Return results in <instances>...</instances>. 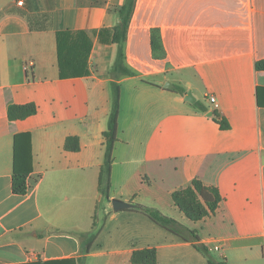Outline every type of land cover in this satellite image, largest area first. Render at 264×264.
Wrapping results in <instances>:
<instances>
[{
  "label": "crops",
  "instance_id": "1",
  "mask_svg": "<svg viewBox=\"0 0 264 264\" xmlns=\"http://www.w3.org/2000/svg\"><path fill=\"white\" fill-rule=\"evenodd\" d=\"M124 2L0 0V264H132V253L145 249L155 250L157 264H207L191 243L134 209L114 212L111 200L159 211L228 264H264V71L255 67L264 60V0H135L122 45L133 76L114 81L117 141L110 202L102 203L118 51L111 38ZM63 31L87 35L89 75L59 78ZM25 105L35 113L8 117L10 106ZM19 134L31 144L24 195L11 189ZM68 137L78 138V152L65 151ZM193 181L220 195L215 212L196 222L172 200ZM98 205L106 218L85 253Z\"/></svg>",
  "mask_w": 264,
  "mask_h": 264
},
{
  "label": "trees",
  "instance_id": "2",
  "mask_svg": "<svg viewBox=\"0 0 264 264\" xmlns=\"http://www.w3.org/2000/svg\"><path fill=\"white\" fill-rule=\"evenodd\" d=\"M135 0H125L118 9L120 22L113 28L111 41L118 46L117 56L113 64L111 75L112 104L107 123V130L103 133L105 138L104 163L99 175V193L105 203H109V177L112 165V151L117 141V121L120 107V88L116 81L121 76H133L124 65L122 45L125 40L126 30L133 11ZM57 42V64L60 79L78 78L89 75L87 58L91 50V44L84 32L63 31L56 34ZM152 48L157 50L159 44L153 37ZM256 69L264 71V60L256 64ZM35 113L33 105L10 106L8 117L12 120L23 119ZM218 122L217 120H215ZM221 129L227 130V124L218 122ZM64 149L67 152H78L80 149L79 140L76 137H68L65 140ZM31 144L29 134H19L14 136L13 142V169L11 177V189L15 195H24L27 191L26 179L30 174ZM174 205L190 220L200 221L213 214L220 201L217 189L205 187L198 181L182 190L172 194ZM103 211L100 205L97 206L93 217L92 231L84 235L83 248L87 253L90 245L94 242L97 232L95 226L98 220L99 211ZM147 217L158 227L166 230L184 242H189L193 247L201 252L207 259V264H228L224 258L218 259L210 253V250L201 244L195 231L189 230L175 220L162 215L159 211L136 206L133 210ZM75 261H64L44 264H75ZM132 264H157L156 252L154 249L134 251L131 255ZM39 264V263H35ZM77 264H83V259H79Z\"/></svg>",
  "mask_w": 264,
  "mask_h": 264
},
{
  "label": "water",
  "instance_id": "3",
  "mask_svg": "<svg viewBox=\"0 0 264 264\" xmlns=\"http://www.w3.org/2000/svg\"><path fill=\"white\" fill-rule=\"evenodd\" d=\"M164 88L171 89V88H173V86L171 84H169V83H166ZM185 100L187 102H190V103L194 102V98L191 96L190 92H187ZM209 116H211V114H209ZM110 203H111L112 210L114 212H118V211H121V210L135 209L136 208V206H134L132 204L121 202V201H118V200H111Z\"/></svg>",
  "mask_w": 264,
  "mask_h": 264
},
{
  "label": "built area",
  "instance_id": "4",
  "mask_svg": "<svg viewBox=\"0 0 264 264\" xmlns=\"http://www.w3.org/2000/svg\"><path fill=\"white\" fill-rule=\"evenodd\" d=\"M18 5H21L22 2L21 1H18L17 2ZM33 66L32 62H28L25 67H24V70L27 71L29 68H31ZM208 101L209 103L211 104L212 108H213V111H216L218 110L219 108V104L218 102L216 101V99L213 97V96H209L208 98Z\"/></svg>",
  "mask_w": 264,
  "mask_h": 264
},
{
  "label": "rangeland",
  "instance_id": "5",
  "mask_svg": "<svg viewBox=\"0 0 264 264\" xmlns=\"http://www.w3.org/2000/svg\"><path fill=\"white\" fill-rule=\"evenodd\" d=\"M102 203H104V200L102 201ZM105 218H106L105 212L100 210L99 211V215H98V220H97V223H96V226H95V231L97 232V235L99 234V232L101 231L102 226L104 225ZM104 234H106V233L104 232ZM83 264H85V263H83Z\"/></svg>",
  "mask_w": 264,
  "mask_h": 264
}]
</instances>
